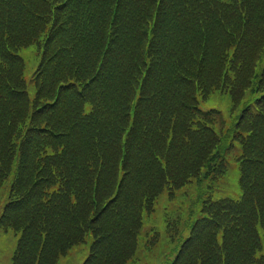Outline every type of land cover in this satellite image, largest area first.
Here are the masks:
<instances>
[{"label": "trees", "instance_id": "16d2710c", "mask_svg": "<svg viewBox=\"0 0 264 264\" xmlns=\"http://www.w3.org/2000/svg\"><path fill=\"white\" fill-rule=\"evenodd\" d=\"M34 43L30 99L13 53ZM215 90L243 107L225 132L245 195L204 208L175 264H262L264 0H0V226L22 235L17 261L91 233L85 264H125L165 187L221 169V117L197 105Z\"/></svg>", "mask_w": 264, "mask_h": 264}, {"label": "rangeland", "instance_id": "374dc122", "mask_svg": "<svg viewBox=\"0 0 264 264\" xmlns=\"http://www.w3.org/2000/svg\"><path fill=\"white\" fill-rule=\"evenodd\" d=\"M32 49L34 50L31 52ZM39 52L40 51H38L34 45L23 48L19 51V54L25 61L24 78L26 81V89L30 97H33L36 91L33 75L34 70L36 69L40 60ZM226 100L229 101V96L226 93L223 95L213 94L207 100L202 101V104L207 107L215 105L221 107L223 109V117L225 118L226 122V115H229V113L232 111V107ZM238 176V169L235 165H231L225 171L224 177L221 178L223 183H219L213 191L207 192L203 190L200 185L187 187V184L181 188L182 193L177 194L175 191L172 197H168V200L163 198L164 196H167L166 193H163L156 202V204L159 203L158 207H156L149 215H144L141 231V242L143 239L144 226V229L146 230V239L147 237H151L152 235L156 234L157 241H155V243L152 245H147V247L150 248L149 251L138 247L140 262L135 261V264H165L166 262L171 261L168 258L175 254V250L178 248L180 241L175 240L171 242L169 240L166 233V231L169 230L166 225V216H181L185 219L189 217L191 210H193L194 213L191 217L192 222L197 216L196 211L200 209L202 205V199L204 197L209 195L212 199H218L221 197H230L234 199L238 198L241 193L237 182ZM202 182L207 184L209 180L202 179ZM7 195L8 191H6L5 194L4 192L0 194V214L3 205L7 200ZM261 237H263V235H261ZM16 240L17 236L12 231L0 233V264H11ZM89 241L90 238L87 239V243L76 245L75 250H73L75 248L73 246L71 248V251H73L72 254L70 252L66 257L63 255V257L58 258L57 261H55V259L48 260L46 257L41 256L40 258H35L31 262H28L24 257H22L17 262L19 264H84V259L91 257L92 253L91 250L88 251ZM262 242L264 246V239H262ZM184 247H186V244ZM100 256H102V254H100ZM178 256L175 257V263L177 262ZM124 260L126 259L124 258Z\"/></svg>", "mask_w": 264, "mask_h": 264}]
</instances>
